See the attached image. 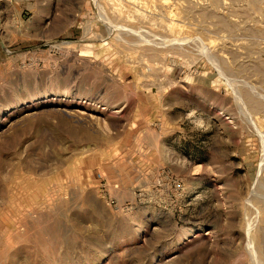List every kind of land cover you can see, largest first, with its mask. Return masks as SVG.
I'll return each mask as SVG.
<instances>
[{
    "label": "rangeland",
    "instance_id": "1",
    "mask_svg": "<svg viewBox=\"0 0 264 264\" xmlns=\"http://www.w3.org/2000/svg\"><path fill=\"white\" fill-rule=\"evenodd\" d=\"M0 264H264V0H0Z\"/></svg>",
    "mask_w": 264,
    "mask_h": 264
}]
</instances>
